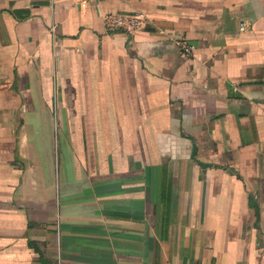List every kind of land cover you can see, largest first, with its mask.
Listing matches in <instances>:
<instances>
[{"label": "crops", "instance_id": "obj_1", "mask_svg": "<svg viewBox=\"0 0 264 264\" xmlns=\"http://www.w3.org/2000/svg\"><path fill=\"white\" fill-rule=\"evenodd\" d=\"M0 264H264V0H0Z\"/></svg>", "mask_w": 264, "mask_h": 264}, {"label": "built area", "instance_id": "obj_2", "mask_svg": "<svg viewBox=\"0 0 264 264\" xmlns=\"http://www.w3.org/2000/svg\"><path fill=\"white\" fill-rule=\"evenodd\" d=\"M146 19L140 13H107L101 16V24L104 31L108 34L120 32L125 35H132L145 23ZM180 46L186 54H189L193 50L185 42H181Z\"/></svg>", "mask_w": 264, "mask_h": 264}]
</instances>
